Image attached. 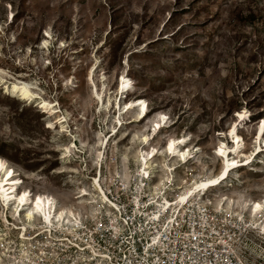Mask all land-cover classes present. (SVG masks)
Returning a JSON list of instances; mask_svg holds the SVG:
<instances>
[{"label": "rangeland", "instance_id": "obj_1", "mask_svg": "<svg viewBox=\"0 0 264 264\" xmlns=\"http://www.w3.org/2000/svg\"><path fill=\"white\" fill-rule=\"evenodd\" d=\"M45 42L48 49L42 50ZM0 71V159L20 179L19 192L49 196L90 229L106 210L94 178L110 197L131 207L136 161L146 151L142 139L160 121L171 127L163 126L147 148L162 151L169 138L186 136L190 148L203 152V167L175 171L176 185L220 171L214 152L235 124L245 153L254 152L264 119V0H1ZM123 76L132 84L127 99L119 90ZM16 81L30 88L34 103L7 94ZM137 98L147 102L150 115L128 127L139 110L125 115L124 105ZM42 101L51 107L43 109ZM52 108L56 113L50 116ZM239 113L245 115L242 122ZM230 140L225 139L229 146ZM256 165L264 169L263 154ZM255 166L236 171L245 183L231 179L233 187L221 190L264 202V173L254 172ZM82 190L90 195L79 204ZM216 192L222 191L211 194ZM88 201L95 203L87 206ZM6 217L11 221L12 212L0 205L1 264L9 261L2 255L11 247L45 249L48 264H57L51 251L62 247L41 235L18 248L19 231ZM22 251L10 255L20 260Z\"/></svg>", "mask_w": 264, "mask_h": 264}, {"label": "bare ground", "instance_id": "obj_2", "mask_svg": "<svg viewBox=\"0 0 264 264\" xmlns=\"http://www.w3.org/2000/svg\"><path fill=\"white\" fill-rule=\"evenodd\" d=\"M1 2V0H0ZM10 23L13 22L14 18L11 15L8 17ZM48 37V35H46ZM42 50L48 49V43L41 47ZM1 73V71H0ZM89 81L92 85L93 73L90 74ZM106 92V89H104ZM119 90H121V99L128 97L132 91V84L128 76H123L119 81ZM7 94H12L14 98L22 102H33L34 94L30 88L22 82L16 81L12 84V89H8ZM98 99L102 103L103 98L100 96L98 91L96 92ZM42 108L49 109L51 106L46 101H42ZM113 108L106 110L107 114H111ZM135 108L139 110V119L134 121H127L126 126L130 127L135 123L144 122L150 115L148 113L147 102L143 98H137L134 101L125 102V115H129L131 111ZM50 116L56 113V111L49 110ZM146 114V115H145ZM145 115V117H143ZM239 120L242 122L245 119V115L239 113ZM157 123V127L151 133L149 131L148 135H145L142 139V144L144 145L145 153L138 158L136 161L138 166V178L137 184L134 192V203L139 208L144 207L150 210V206L154 208V212L151 214L153 221L161 222L162 217H166L168 221V227H171V222L182 213L184 206H186L191 200L198 201L201 204L207 200L212 201L214 209L216 211H224L230 215H236L238 217H244L248 215L249 225L253 229L264 230V202L262 200H247L242 199L241 194L230 192L227 190H221L226 187H233L229 184V181L233 179L239 183H245L242 179V175L236 173V171L241 170L240 168H246L255 166L257 164V158L260 154L264 155V119L260 122L257 132H256V149L250 155L245 153V141L244 138L239 133L238 125L235 124L229 129L228 133L223 134V139L216 148L214 155L221 160V168L217 174L208 175L201 177L200 179L191 180L185 183V179L180 180V184L176 185L175 171L184 166L187 169V165H196L198 167H203V152L201 148H190L189 137H179V138H169L165 144L162 151L157 148H147L151 141H154L161 135L162 127L167 126V122L163 121ZM121 125L119 130L124 126L123 123L118 122ZM113 136H117L116 128H114ZM122 135V133H120ZM112 136V137H113ZM232 139L230 143L231 146L225 141V139ZM109 144V140L106 143L100 145V150H106ZM242 158V159H241ZM161 159L160 165L159 160ZM262 164V161H258ZM0 173L8 172V175L1 179L0 181V205L5 212H12L11 221L6 217L5 222L13 229L19 231V244L18 248H23L27 245H31V242L36 240L41 235H47L48 240H57L61 243L71 241L70 237H77L80 233L79 222L75 218V213L71 209L66 207L58 208L52 198L46 195H36L32 196L30 191L19 192L20 179L15 175V171L6 166L3 159H0ZM156 166L160 170L152 172L151 168ZM254 172L264 173V169L261 166L256 165ZM0 174V176H1ZM101 174H99L100 177ZM124 179L129 180L128 175H125ZM126 183V182H125ZM94 191L98 193L97 198L99 203L106 208V215L112 217L114 222L117 217L114 215V209H119V206L114 202L109 195L100 186L99 178L97 176L94 178ZM125 185V184H124ZM148 185V186H147ZM174 188V189H173ZM222 191L211 194L212 191ZM178 191V192H177ZM173 195L172 200H168L166 196L168 193ZM228 192V194H226ZM25 193L27 195L25 196ZM220 193V194H217ZM89 193L86 190H82L81 194L77 197L79 204H84L85 199L89 197ZM23 197V201L21 200ZM37 198H39V204L37 203ZM91 198H89L90 200ZM95 201H88L87 206H91ZM259 204L261 207L256 208ZM141 210V209H140ZM97 213V212H96ZM143 213V212H141ZM147 213V212H146ZM177 213V214H176ZM30 229L34 231V234L30 237L27 236V230ZM56 233H62V236L56 237ZM56 237V238H53ZM157 238H154V242H157ZM81 250H84L82 246H79ZM88 249L92 250L91 245L88 243ZM22 250L9 248V254H4L2 257L8 258L7 264H38L30 255V251H22V256L10 255L11 253H19ZM2 258H0L1 264Z\"/></svg>", "mask_w": 264, "mask_h": 264}, {"label": "built area", "instance_id": "obj_3", "mask_svg": "<svg viewBox=\"0 0 264 264\" xmlns=\"http://www.w3.org/2000/svg\"><path fill=\"white\" fill-rule=\"evenodd\" d=\"M110 198L119 206V209L113 210L118 218L112 222V217H108L104 210L103 219L97 220L93 228L89 229L87 222H79L81 231L77 237H70L71 241L64 243L53 240V245L62 247L59 253L55 249L51 251L54 262L264 264V230L253 229L250 223H246L249 220L248 215L244 214L241 218L224 211H216L210 200L201 204L191 200L179 216L176 213L171 227L167 228L169 220L166 217H162L161 222L152 220V206L147 211L144 207L136 206L134 200L132 206L128 207L118 199ZM54 234L56 237L62 236L60 232ZM156 237L159 238L155 243ZM88 243L92 250L87 248ZM30 255L38 264H48L45 249L30 251Z\"/></svg>", "mask_w": 264, "mask_h": 264}, {"label": "snow or ice", "instance_id": "obj_4", "mask_svg": "<svg viewBox=\"0 0 264 264\" xmlns=\"http://www.w3.org/2000/svg\"><path fill=\"white\" fill-rule=\"evenodd\" d=\"M0 166H2V164H0ZM27 195V193H25V196ZM21 200L23 201V197H21ZM37 203L39 204V198H37ZM261 207V205L257 204L256 208L259 209Z\"/></svg>", "mask_w": 264, "mask_h": 264}]
</instances>
